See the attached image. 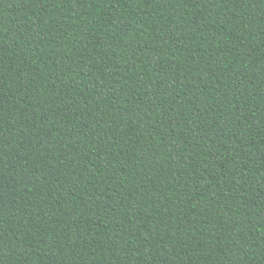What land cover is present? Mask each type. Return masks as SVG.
Wrapping results in <instances>:
<instances>
[{
    "label": "trees",
    "instance_id": "1",
    "mask_svg": "<svg viewBox=\"0 0 264 264\" xmlns=\"http://www.w3.org/2000/svg\"><path fill=\"white\" fill-rule=\"evenodd\" d=\"M0 264H264V0H0Z\"/></svg>",
    "mask_w": 264,
    "mask_h": 264
}]
</instances>
